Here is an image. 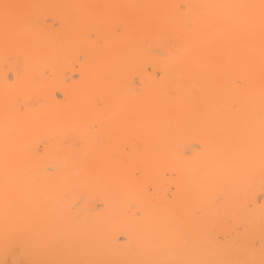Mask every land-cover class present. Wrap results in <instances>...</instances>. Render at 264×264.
I'll return each instance as SVG.
<instances>
[{"label": "bare ground", "instance_id": "bare-ground-1", "mask_svg": "<svg viewBox=\"0 0 264 264\" xmlns=\"http://www.w3.org/2000/svg\"><path fill=\"white\" fill-rule=\"evenodd\" d=\"M0 264H264V0H0Z\"/></svg>", "mask_w": 264, "mask_h": 264}]
</instances>
